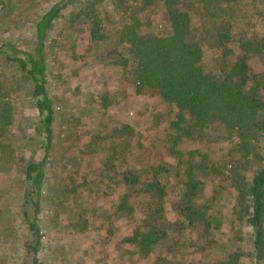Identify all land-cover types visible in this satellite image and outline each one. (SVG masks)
<instances>
[{
  "label": "trees",
  "instance_id": "16d2710c",
  "mask_svg": "<svg viewBox=\"0 0 264 264\" xmlns=\"http://www.w3.org/2000/svg\"><path fill=\"white\" fill-rule=\"evenodd\" d=\"M84 1L76 15L78 20L70 16L67 25L75 30L85 28L89 38L76 36L66 42V48L74 57L76 50L89 52V63L106 66L119 80L120 92L99 94L101 107L108 109L122 98V104L128 102L129 107L144 112L152 101L163 105L147 112L144 120L136 114L137 118L110 122L108 129L99 126L97 139L105 140L107 146L99 153L96 196L116 197L103 217L108 233L113 234L115 225L121 232L128 229L114 242L115 247L149 258L158 247L181 238L188 225L202 222L208 227L214 216L202 194L208 181L219 178L215 188L227 181L236 190L235 216L252 229L254 263L264 264V70H254L255 61L264 65V21L254 29L246 13L248 9L252 12V5L243 8L255 0H130L122 13L114 15L93 7L99 0ZM75 2H56L37 19L32 51L0 42V57L16 65L20 79L31 85L30 95L38 114L36 147L23 167V195L25 199L31 196L34 217L38 213L34 198L45 176L54 121L47 92L46 50L55 20ZM150 9L161 12L159 25L152 23ZM10 122V105L0 102V152L4 154L12 149L11 137H7ZM142 128L155 131L150 161L140 151L144 146L141 139L147 138ZM219 137L225 143L219 142ZM222 144L231 147L232 156H238L230 177L220 171L210 155L220 152L217 148ZM172 183L178 190L168 194ZM117 186L122 190L115 191ZM212 193L210 200L216 194ZM138 196L145 198L140 208L133 203ZM168 203L180 222L165 219ZM25 204L23 215L27 219ZM93 217L97 218L92 212ZM92 220L81 214L73 229L83 232ZM28 224V231L34 232L35 221ZM38 243H29L25 250L33 262L37 261Z\"/></svg>",
  "mask_w": 264,
  "mask_h": 264
},
{
  "label": "rangeland",
  "instance_id": "374dc122",
  "mask_svg": "<svg viewBox=\"0 0 264 264\" xmlns=\"http://www.w3.org/2000/svg\"><path fill=\"white\" fill-rule=\"evenodd\" d=\"M59 1L0 0V42L32 51L35 45V22ZM99 1L93 7L98 10L102 8L113 15L122 13L132 2ZM84 2L76 0L75 4L64 8L50 32L51 42L46 50V79L47 92L54 108V121L44 168L45 176L34 198L38 207L36 217L31 196L25 199L23 195V167L28 154L36 147L35 125L38 114L30 95L31 85L20 79L16 65L0 57V102H8L10 105L11 122L7 127L10 134L7 137H11L12 146L7 154L0 152V264H255L251 256L252 229L235 216L237 192L227 181H223L224 187L215 188L214 184L219 182L216 181L219 178L213 183L208 181L202 194V200L208 199L211 205L209 213L214 216L208 227L202 222L188 225L182 231L181 238L177 239L178 242L169 241L168 246L158 247L149 258L115 247L114 242L128 229L121 232L115 225L113 234L108 233L107 220L103 217L107 216L116 197L110 194L106 197L96 196V174L101 164L99 153L107 146L104 145L105 140L100 142L97 139L98 132H101L99 126L108 129L110 122L137 118L136 114L144 120L147 112L150 114L163 105L158 100L152 101L144 112L133 105L129 107L128 102L122 104V98L116 99L108 109L101 107L99 94L104 91L120 92L122 86L119 80L112 77L106 66L89 63V52L80 53L76 50L75 58L68 54L66 48V42L76 36L81 40L89 38L85 28L78 29L79 33L67 25L70 16L78 18L77 12L83 9ZM249 5H252V12L247 10ZM243 8L250 16V24L257 29V23L264 21V0L249 2ZM150 15L152 23L159 25L161 12L150 9ZM209 58L207 48L206 63ZM254 65L255 71L263 72V64L255 61ZM146 126L150 127L148 123ZM154 132L150 128L147 132L143 131L147 138L145 136L146 139H141L144 146L140 151L148 161L151 160L150 145L156 141ZM218 140L225 143L220 137ZM261 145L264 147V138ZM217 149L220 152L210 153L213 161L224 175L233 176L234 160L238 156L229 153L231 147L227 144ZM117 150L120 155L123 153L120 147ZM84 152L87 153L82 156ZM247 175L250 176L249 173ZM120 186L115 191H121ZM167 190L168 194H173L178 188L172 183ZM212 190L216 194L210 200ZM91 200L95 203L90 204ZM25 201L27 219L23 215ZM144 201L143 196H138L133 203L140 208ZM91 207L95 210L92 211ZM167 208L165 219L180 222L181 219L172 211L169 203ZM92 212L97 218H92ZM81 214H87L89 219H93L83 232L73 229V223ZM31 220L36 224L34 232L28 231ZM35 240L39 242V247L37 261L33 262L32 255L25 250ZM230 258H233V263L229 262Z\"/></svg>",
  "mask_w": 264,
  "mask_h": 264
}]
</instances>
